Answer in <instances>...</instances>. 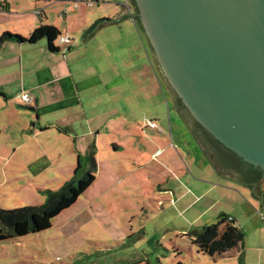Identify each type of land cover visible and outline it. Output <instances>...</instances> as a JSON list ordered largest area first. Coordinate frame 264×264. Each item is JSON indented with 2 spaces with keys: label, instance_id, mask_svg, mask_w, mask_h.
Masks as SVG:
<instances>
[{
  "label": "crops",
  "instance_id": "1",
  "mask_svg": "<svg viewBox=\"0 0 264 264\" xmlns=\"http://www.w3.org/2000/svg\"><path fill=\"white\" fill-rule=\"evenodd\" d=\"M27 1V7L18 10L0 3V14L14 11L15 19L24 18L9 33L27 38L40 25L53 26L72 44H55L54 53L48 51L46 39L34 45L0 44L1 169L17 171L22 185L33 189L29 184H34L38 190L49 181L66 182L78 179V172L85 174L91 152L96 169L89 190L96 188L97 177L113 178L92 196L95 202L116 188L129 189L141 172L147 178L152 171L187 179L192 172L211 169L175 108L166 81L168 96L163 98L158 63L126 0L96 11L79 6L87 0H78L77 8L67 0L60 14L61 2L47 9L42 0ZM103 17L110 22L85 35ZM21 94L28 96V104L20 101Z\"/></svg>",
  "mask_w": 264,
  "mask_h": 264
},
{
  "label": "rangeland",
  "instance_id": "2",
  "mask_svg": "<svg viewBox=\"0 0 264 264\" xmlns=\"http://www.w3.org/2000/svg\"><path fill=\"white\" fill-rule=\"evenodd\" d=\"M4 1L11 4L13 10L26 8L29 3L27 0H0V3ZM56 1L61 2L58 3L60 14L67 0H40L47 9L56 5ZM113 1L94 4L90 10L96 11L104 4L113 9ZM67 3L75 6L73 2ZM81 5L86 7L85 3ZM13 14L14 11L0 14V28H3L0 37L15 25L19 26L17 20H24L15 19ZM61 21L64 22V17ZM89 28L85 35L98 31V27L91 32ZM159 76L162 84L165 83L162 72ZM162 90H165L162 92L165 98L168 93L164 84ZM168 91L171 94L169 87ZM183 157L192 172L186 156ZM209 157L211 169L206 174L189 173L194 179L191 176L182 179L174 174L171 178L170 174L152 171L147 178L141 172L139 177L136 174L133 178L135 184L130 183L129 189L116 188L95 202L92 196H97L107 187L105 183L108 185L113 179L104 174L97 177L94 191L88 189L74 206L55 217L50 229L0 241V264H264V180L254 188L260 189L261 194L255 195L242 185L241 177L219 171ZM164 158L162 155L158 161ZM18 174L11 168L3 170L0 167V210L42 206L45 197L41 192L58 191L66 180L49 181L36 190L34 184H29L33 189L22 185ZM77 175L79 179L84 172ZM185 207H189L187 211H183ZM220 215L235 219L244 240L242 249L231 250L219 258L201 253L188 234L215 224Z\"/></svg>",
  "mask_w": 264,
  "mask_h": 264
},
{
  "label": "water",
  "instance_id": "3",
  "mask_svg": "<svg viewBox=\"0 0 264 264\" xmlns=\"http://www.w3.org/2000/svg\"><path fill=\"white\" fill-rule=\"evenodd\" d=\"M133 1L170 92L211 137L264 171V0Z\"/></svg>",
  "mask_w": 264,
  "mask_h": 264
},
{
  "label": "trees",
  "instance_id": "4",
  "mask_svg": "<svg viewBox=\"0 0 264 264\" xmlns=\"http://www.w3.org/2000/svg\"><path fill=\"white\" fill-rule=\"evenodd\" d=\"M129 3L135 13L133 19L144 34L145 32L140 23L136 5L133 0H129ZM40 14L41 13L37 15ZM109 22V19H100L93 23L89 28V32ZM59 36L60 33L55 27L40 25L33 30L27 38H22L11 33H4L0 37V44L13 41L17 43L26 42L29 43V45H34L40 40L46 39L48 51L54 53L58 51L55 42ZM173 103L184 120L190 137L199 147V150L208 163L211 165L212 162L207 150L209 148V150L213 152V156L217 162L215 168L223 172L236 171L240 173L243 179L242 185L248 187L255 195L261 194L260 189L254 190V188L257 187L258 182L264 178V171L238 158L233 152L227 150L217 140L211 137L198 123L194 120L192 121L189 112L187 111V115L185 114L186 109L178 98H174ZM190 120L193 122V126L189 123ZM88 158L90 160L89 169L83 177L79 179L72 178L66 181L58 191L47 190L41 192L42 196L45 197L44 205L22 207L11 211L0 210V241L15 239L22 236L25 237L50 229L53 219L55 217L57 218L64 210L69 209L72 205L74 206L78 198L85 193L94 182L96 165L94 156L91 152ZM78 169L79 165L77 166V170ZM216 172L218 173V171ZM188 236L193 245H195L201 253L211 257L217 256L219 258L223 257L231 250L242 249L244 240L241 229L237 227L234 220L227 215H220L215 224L202 229V231L193 230Z\"/></svg>",
  "mask_w": 264,
  "mask_h": 264
},
{
  "label": "built area",
  "instance_id": "5",
  "mask_svg": "<svg viewBox=\"0 0 264 264\" xmlns=\"http://www.w3.org/2000/svg\"><path fill=\"white\" fill-rule=\"evenodd\" d=\"M69 2H73L74 5H75L74 7L77 8L78 7V2H80V1H78V0H69ZM103 2H105V0L84 1V3L86 4L87 8H91L92 6H94V4L96 5L97 3H103ZM37 14H39V13H37ZM57 42H58L59 45H61V44L62 45H70L71 44L70 40L67 37H62V36H59V38L57 39ZM19 99H20V101L22 103H27L28 104L30 102V99L25 94H21ZM148 125L150 127H152V128L156 127V125L154 123H148Z\"/></svg>",
  "mask_w": 264,
  "mask_h": 264
},
{
  "label": "flooded vegetation",
  "instance_id": "6",
  "mask_svg": "<svg viewBox=\"0 0 264 264\" xmlns=\"http://www.w3.org/2000/svg\"><path fill=\"white\" fill-rule=\"evenodd\" d=\"M172 92V91H171ZM171 97L174 99V98H176L175 96H174V94H173V92L171 93ZM185 114L187 115V110L185 111ZM189 116H191V115H189ZM186 118V117H185ZM190 119H192V118H190ZM192 121H193V119H192ZM191 120H190V122L189 123H191V126H193V122H192ZM207 149V148H206ZM208 150V152H209V155L213 158V161L217 164V162H216V160H215V157L213 156V152L211 151V150H209V148L207 149ZM234 172V171H233ZM235 173V175L236 176H239V177H241V175H240V173H237L236 171L234 172ZM243 173H244V171H243ZM264 180V178H262L259 182H261V181H263ZM258 182V183H259Z\"/></svg>",
  "mask_w": 264,
  "mask_h": 264
}]
</instances>
